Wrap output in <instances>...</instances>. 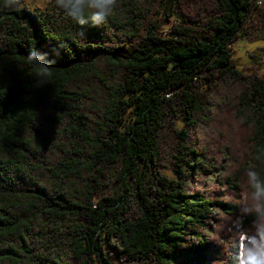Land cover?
I'll return each instance as SVG.
<instances>
[{
	"label": "trees",
	"instance_id": "16d2710c",
	"mask_svg": "<svg viewBox=\"0 0 264 264\" xmlns=\"http://www.w3.org/2000/svg\"><path fill=\"white\" fill-rule=\"evenodd\" d=\"M258 1L121 0L82 27L0 0V264H229L264 180V74L233 62Z\"/></svg>",
	"mask_w": 264,
	"mask_h": 264
},
{
	"label": "clouds",
	"instance_id": "9594fccd",
	"mask_svg": "<svg viewBox=\"0 0 264 264\" xmlns=\"http://www.w3.org/2000/svg\"><path fill=\"white\" fill-rule=\"evenodd\" d=\"M26 0H4V7H24ZM57 7L80 26L89 23L99 27L121 6V0H55ZM83 35V32H81ZM59 55V53H56ZM26 62L33 68L38 87L49 85L54 73V61L47 53L30 50ZM246 185L240 200V217L234 222L237 248L229 264H264V180L254 169L245 173ZM253 216L251 227H245L242 219Z\"/></svg>",
	"mask_w": 264,
	"mask_h": 264
},
{
	"label": "rangeland",
	"instance_id": "374dc122",
	"mask_svg": "<svg viewBox=\"0 0 264 264\" xmlns=\"http://www.w3.org/2000/svg\"><path fill=\"white\" fill-rule=\"evenodd\" d=\"M259 6L264 11V0H261ZM25 6L32 11H46L52 6V0H27ZM233 62L237 69L245 72L256 70L259 74H264V39L248 40L238 39L233 44ZM166 174L171 178H177V175L166 170Z\"/></svg>",
	"mask_w": 264,
	"mask_h": 264
},
{
	"label": "built area",
	"instance_id": "2783aa9c",
	"mask_svg": "<svg viewBox=\"0 0 264 264\" xmlns=\"http://www.w3.org/2000/svg\"><path fill=\"white\" fill-rule=\"evenodd\" d=\"M259 3H262V1H258Z\"/></svg>",
	"mask_w": 264,
	"mask_h": 264
}]
</instances>
